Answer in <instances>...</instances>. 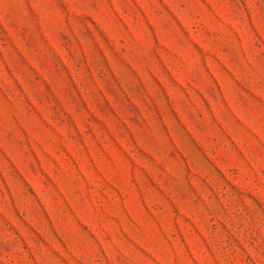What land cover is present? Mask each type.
<instances>
[{
    "label": "rangeland",
    "instance_id": "obj_1",
    "mask_svg": "<svg viewBox=\"0 0 264 264\" xmlns=\"http://www.w3.org/2000/svg\"><path fill=\"white\" fill-rule=\"evenodd\" d=\"M0 264H264V0H0Z\"/></svg>",
    "mask_w": 264,
    "mask_h": 264
}]
</instances>
